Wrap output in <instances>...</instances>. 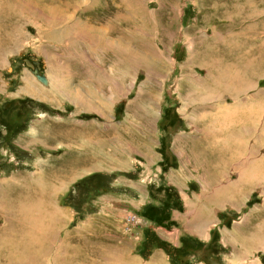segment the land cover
Wrapping results in <instances>:
<instances>
[{
    "label": "rangeland",
    "instance_id": "obj_1",
    "mask_svg": "<svg viewBox=\"0 0 264 264\" xmlns=\"http://www.w3.org/2000/svg\"><path fill=\"white\" fill-rule=\"evenodd\" d=\"M0 9V264H264V142L205 135L224 106L264 134V0Z\"/></svg>",
    "mask_w": 264,
    "mask_h": 264
},
{
    "label": "bare ground",
    "instance_id": "obj_2",
    "mask_svg": "<svg viewBox=\"0 0 264 264\" xmlns=\"http://www.w3.org/2000/svg\"><path fill=\"white\" fill-rule=\"evenodd\" d=\"M1 10V9H0ZM1 11H3V10H1ZM0 11V12H1ZM3 13V12H2ZM0 46H1V44H0ZM157 54V53H156ZM203 56H205L207 59H215L216 60V54L213 52V51H210V50H208ZM217 60H219V58H217ZM220 61V63L222 62V60H219ZM215 70H213V69H208L207 70V72L208 73H210V75L211 76H209V77H212V79H213V81L214 82H216V79L213 77V73L212 72H214ZM208 78H206V76L204 77V78H202L201 79V81H200V79H195L194 81H191V80H185V79H182V83L180 82V84H186L185 86H188V91H189V95H191V96H193V101H196L195 100V98H197L198 97V89L196 88V84H198V82L200 81L201 83H205L206 84V80H207ZM39 81L41 82V83H47L46 82V80H45V78L44 77H41L40 79H39ZM55 83V85H54V87H52L49 91H47L48 92V94L49 93H52V94H55V95H60V94H65L66 96H69V94H70V90H69V87L64 83V82H62V81H57V82H54ZM67 87H68V89H67ZM63 90H65V91H63ZM186 93H188V92H186ZM185 94V93H184ZM207 97H209L208 95H206ZM206 96L205 97H203L204 99L206 98ZM75 98L79 101V97L77 96V94L75 95ZM202 98V99H203ZM188 99V98H187ZM201 99V100H202ZM81 100V99H80ZM82 102V101H81ZM201 107V106H200ZM218 107H220V106H218ZM193 108V107H192ZM194 109V108H193ZM229 108H226L225 106H224V108H222V110H221V112H219V111H215L213 114H211L210 115V125L213 127H211V128H207V132H206V134L205 135H207L208 136V138L209 139H211L212 141L211 142H215L214 144L215 145H217L218 147H224L221 151H219L218 153H214L213 154V160H222V156H223V153H226L227 152V149L225 148V146H224V141L223 140H215V138H223V136H227V134H229L231 131H242V132H251L254 136H256L257 138H258V140H259V144H258V142H256L255 143V146H256V150H258V149H261V144L264 142V134L262 133V132H256V130L254 129V128H252L251 126H249V125H247V123L249 122V116H250V113H249V110L248 111H243V114L241 115V117H239L238 119H234L233 117H231L230 118V113H229V110H228ZM261 120V119H260ZM214 124V125H213ZM236 127H241V129H238V128H236ZM236 128V129H235ZM213 132V133H212ZM78 134V133H77ZM75 135V134H74ZM83 139L87 142L88 141V132H84L83 133ZM239 135V134H238ZM64 135H62L61 136V139H62V137H63ZM76 136V135H75ZM232 136V135H231ZM70 138H68L67 137V143L69 142L68 140H69ZM101 140V139H100ZM98 141V145H101L102 143H101V141ZM85 142V143H86ZM207 144H208V142H207ZM213 144V143H212ZM211 144V145H212ZM68 145H71V144H68ZM72 146V145H71ZM84 146V149L86 148L85 147V145H83ZM204 146V145H203ZM210 146V145H209ZM99 147V146H98ZM212 147H213V145H212ZM217 147V148H218ZM83 149V148H82ZM215 149H216V147H215ZM214 149V150H215ZM218 150V149H217ZM81 151V150H80ZM85 153H88L87 152V150L86 151H84ZM202 152V151H201ZM85 153H83V154H85ZM209 153V152H208ZM79 154V153H78ZM81 154H82V152H81ZM201 154V153H200ZM249 154V153H248ZM94 155V154H93ZM98 155H100V154H98ZM261 155V154H260ZM102 156V155H101ZM101 156H97L96 158L97 159H99L100 161H102L103 162V157H101ZM259 156V155H258ZM108 157V156H107ZM205 157V156H204ZM207 157V156H206ZM224 157H225V155H224ZM102 158V159H101ZM105 158V157H104ZM209 158V157H208ZM107 159V158H106ZM204 159V158H203ZM206 159V158H205ZM253 160V159H252ZM219 161V162H220ZM216 162V161H215ZM253 162V161H252ZM78 164H80V163H71L70 164V168L71 169H76V166L78 165ZM253 164V163H252ZM257 164V163H256ZM89 166H90V168L93 166L92 164H90L89 163ZM37 173H39V172H37ZM75 173V172H74ZM56 174H57V172H56ZM55 174V175H56ZM64 174V173H63ZM42 176V175H41ZM43 177H45V176H43ZM39 178V177H38ZM13 183V182H12ZM11 183V184H12ZM16 183V182H15ZM13 183V185H11V184H7V192H11V193H16V192H18L19 194H17V196H20L21 197V194H26V196H29L28 194H30V195H32V193H30L29 191V189H31V188H29L26 184H20V183ZM31 183V182H30ZM10 194V193H9ZM9 194H7L8 196H9ZM11 196V195H10ZM9 196V197H10ZM9 199V198H8ZM11 199V198H10ZM12 200V199H11ZM15 200H17V201H15L13 204H15V205H20L21 204V198H19L18 197V199H15ZM48 200V199H47ZM45 201L46 200H43V201H40V203L39 204H41V205H46V203H45ZM11 202H13V201H11ZM10 204V203H9ZM35 205H37V203L36 204H34V205H29L30 207L31 206H34L35 207ZM7 206H8V204H7ZM21 206V205H20ZM27 207V208H30V207ZM40 207V206H39ZM41 208V207H40ZM17 211H18V209H17ZM20 211V210H19ZM21 212V211H20ZM14 213H16V212H14ZM13 214V213H12ZM15 215V214H14ZM41 217V216H40ZM13 221V220H12ZM20 229V228H19ZM16 230V229H15ZM28 231V230H27ZM257 231V230H256ZM256 231H255V234H256Z\"/></svg>",
    "mask_w": 264,
    "mask_h": 264
},
{
    "label": "flooded vegetation",
    "instance_id": "obj_3",
    "mask_svg": "<svg viewBox=\"0 0 264 264\" xmlns=\"http://www.w3.org/2000/svg\"><path fill=\"white\" fill-rule=\"evenodd\" d=\"M11 118L14 119V120H17V121L20 120V119L17 118L16 114H14V113L11 114Z\"/></svg>",
    "mask_w": 264,
    "mask_h": 264
},
{
    "label": "water",
    "instance_id": "obj_4",
    "mask_svg": "<svg viewBox=\"0 0 264 264\" xmlns=\"http://www.w3.org/2000/svg\"><path fill=\"white\" fill-rule=\"evenodd\" d=\"M35 71V70H34Z\"/></svg>",
    "mask_w": 264,
    "mask_h": 264
}]
</instances>
